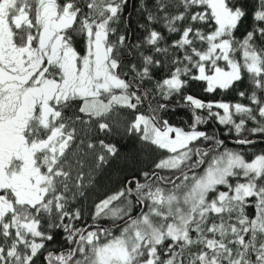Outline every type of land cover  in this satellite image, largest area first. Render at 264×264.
<instances>
[{
  "label": "snow or ice",
  "instance_id": "snow-or-ice-1",
  "mask_svg": "<svg viewBox=\"0 0 264 264\" xmlns=\"http://www.w3.org/2000/svg\"><path fill=\"white\" fill-rule=\"evenodd\" d=\"M0 264H264V0H0Z\"/></svg>",
  "mask_w": 264,
  "mask_h": 264
},
{
  "label": "trees",
  "instance_id": "trees-1",
  "mask_svg": "<svg viewBox=\"0 0 264 264\" xmlns=\"http://www.w3.org/2000/svg\"><path fill=\"white\" fill-rule=\"evenodd\" d=\"M183 117L182 113H178L173 117V120L179 121ZM120 157L101 174L99 177V194L114 187L117 180L121 179L132 167H145L149 157L147 154L141 152L140 145L133 139L127 137L120 142ZM127 157V160L124 158Z\"/></svg>",
  "mask_w": 264,
  "mask_h": 264
}]
</instances>
